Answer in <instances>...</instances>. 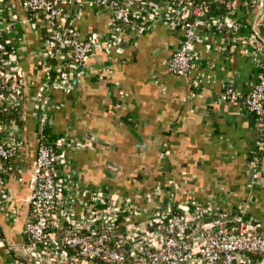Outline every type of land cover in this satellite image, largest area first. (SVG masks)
Masks as SVG:
<instances>
[{
  "label": "crops",
  "instance_id": "crops-1",
  "mask_svg": "<svg viewBox=\"0 0 264 264\" xmlns=\"http://www.w3.org/2000/svg\"><path fill=\"white\" fill-rule=\"evenodd\" d=\"M3 5L8 17L9 12L26 17L20 0H4ZM258 11L259 0H237L230 14L232 19L252 22ZM262 22L264 12L256 26ZM73 25L81 37L96 32L104 40L111 31L108 17L91 8H84ZM198 30L207 33L202 27ZM18 34L23 86L16 134L22 144L0 181V196L6 192L11 198L0 209V264L29 262L19 245L29 216L26 198L38 146L36 94L46 75L37 28L26 21ZM181 36L159 21L137 37L128 30L120 33L122 52L107 53L101 39L84 70L71 79V90H50L54 105L50 129L85 143L72 154L73 176L82 186H105L131 197L135 187L163 188L154 201L135 198L149 210L170 199L174 203L222 199L224 209L243 207L252 220L264 224V178L252 183L247 170L249 150L258 143L255 117L241 103L218 100L231 77L243 92L248 91L251 70L264 57V49L253 56L234 39L214 35L209 44L203 40L195 44L194 67L178 76L166 62ZM196 78L200 84L193 87ZM81 212L76 207L77 216Z\"/></svg>",
  "mask_w": 264,
  "mask_h": 264
},
{
  "label": "built area",
  "instance_id": "built-area-1",
  "mask_svg": "<svg viewBox=\"0 0 264 264\" xmlns=\"http://www.w3.org/2000/svg\"><path fill=\"white\" fill-rule=\"evenodd\" d=\"M218 1L225 5L228 13L207 19L209 0H20L21 9L26 13V17L20 19L11 12L8 17L4 0H0V103L20 104L23 82L16 50L21 23L29 21L37 28L41 36L38 52L46 67V75L36 94L34 117L38 146L31 169L30 193L26 198L29 216L23 224V241L19 245L28 264L66 261L84 264L95 261L99 264H264L263 223L246 222L241 216L231 214L222 206V199L182 203L170 199L165 206L156 204L149 210L139 205L135 198L154 201L165 191L163 188L140 190L135 187L136 193L131 197L114 194L105 186H82L73 176L72 154L85 143L68 133L52 131L56 138L48 141L44 133L47 125L50 128L54 106L49 98L50 90L58 87L69 92L71 79L84 70L102 39L96 32L84 37L78 34L73 21L84 8L108 17L111 31L102 39L107 53L122 52L120 33L126 30L137 37L161 21L171 31H180L179 46L166 65L173 74L185 76L194 67V48L198 41L209 44L214 28L221 30L231 26L233 29L227 32L231 34L237 28L230 14L237 0ZM200 27L207 33L201 34ZM233 39L247 49L252 46L248 52L253 56L264 49L255 37ZM199 84V79L192 80L193 87ZM242 94L231 77L224 82L218 100L226 104L241 103ZM243 106L255 117L259 138L264 129V69L257 80L250 83ZM17 128L14 120L6 123L0 119V181L22 144L20 136L14 132ZM247 170L250 182L260 181L262 170L254 158L249 157ZM10 201L8 194L3 192L0 209L7 207ZM78 206L82 208L79 216L76 214ZM135 217L141 220L134 221ZM14 262L26 264L21 260Z\"/></svg>",
  "mask_w": 264,
  "mask_h": 264
},
{
  "label": "trees",
  "instance_id": "trees-1",
  "mask_svg": "<svg viewBox=\"0 0 264 264\" xmlns=\"http://www.w3.org/2000/svg\"><path fill=\"white\" fill-rule=\"evenodd\" d=\"M74 9V8H72ZM228 13V10L226 9L225 5L221 2H219L218 0H209L208 4H207V8H206V14L205 17L207 19H213V18H217L223 15H226ZM237 24V28L235 30H233L232 34L231 33H227L228 29H233L231 26H226V29H221L223 32H219L221 30H217L214 28L213 30V34L218 36L219 34L222 37H227V38H251V37H255L258 42L264 46V42L259 39V37L257 36L256 32L254 31L251 22L248 19H239L236 20L235 22ZM257 31L260 34V36L264 39V22L259 23L257 25ZM253 47L252 46H248V50H252ZM259 63L254 66V68H252L251 70V80L253 82H255L258 78V75L262 72V70L264 69V57L261 59H259ZM52 75L54 74V72L51 73ZM247 92L244 91L242 94V98H241V103L244 104V98H245V94ZM19 109H20V104L17 105H6L4 103H0V119L3 122H10L11 120H14L16 122V124L18 125L19 128V122L18 119L20 118L19 115ZM16 132V130L14 131ZM45 136L48 138V141H53L56 138L55 134H52L49 126H46V129L44 131ZM259 141L257 144H253L249 150V155L251 158H254L256 163L258 164L260 170V177L264 178V129L261 133V135L259 136ZM4 173H2L3 176ZM2 178V177H1ZM229 212H231V214H236L241 216L243 221L246 222H253V220L250 218L249 212L247 210H245L243 207H234L229 209ZM250 256H252L253 258L259 259L261 258L259 255L257 254H249ZM92 264H99L98 261L93 262Z\"/></svg>",
  "mask_w": 264,
  "mask_h": 264
},
{
  "label": "water",
  "instance_id": "water-1",
  "mask_svg": "<svg viewBox=\"0 0 264 264\" xmlns=\"http://www.w3.org/2000/svg\"><path fill=\"white\" fill-rule=\"evenodd\" d=\"M263 12H264V1L263 0H259V11L256 14V16L254 17V19L252 20L251 24H252V27H253L254 31L256 32L257 36L259 37V39H261L264 42V39L258 33L257 26H256L257 21L260 18V16L263 14ZM79 69L80 68H78V70ZM24 260H26V259H24Z\"/></svg>",
  "mask_w": 264,
  "mask_h": 264
}]
</instances>
